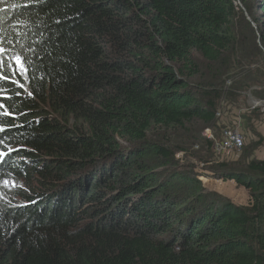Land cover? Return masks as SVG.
Segmentation results:
<instances>
[{
	"label": "trees",
	"instance_id": "1",
	"mask_svg": "<svg viewBox=\"0 0 264 264\" xmlns=\"http://www.w3.org/2000/svg\"><path fill=\"white\" fill-rule=\"evenodd\" d=\"M252 23L264 50V0H0V264H264V160L219 165L236 206L166 136L218 137Z\"/></svg>",
	"mask_w": 264,
	"mask_h": 264
},
{
	"label": "rangeland",
	"instance_id": "2",
	"mask_svg": "<svg viewBox=\"0 0 264 264\" xmlns=\"http://www.w3.org/2000/svg\"><path fill=\"white\" fill-rule=\"evenodd\" d=\"M260 17V13L258 15ZM247 19H251L247 16ZM254 28V35L247 29H242L241 40L242 42L246 40L248 48L251 50L248 52L250 55H254V62L258 65L245 64L243 68L245 73L241 71L240 68L234 73V78L236 80H241L245 74L253 75L257 78L254 83L248 82L247 87L243 88L240 92V97L238 102L221 104L218 111L222 112V122L220 123V133L217 138L223 139L224 132H227L231 127L232 130L239 128L237 125L238 120L242 125L240 128V133L243 134L245 138L244 147L234 153L226 152L220 153L217 146H210L206 142V134L208 129H203L198 127L194 129V136H199L200 141L197 143L193 140V132L185 133L183 131H167L166 136L173 143L176 149V162L180 171L182 172H192L196 175L202 182L203 186L211 193H216L219 196L229 200L236 206L246 207L250 204V195L246 187L239 185L235 180H226L223 177L222 171H217L219 165H226L227 167H234L235 164L241 162L246 154V151L253 150V155L251 159L264 160V143H262L259 138H256L250 130L249 125L253 124L254 129L262 135L263 132L259 131L264 126V113L261 111L252 110L251 103L255 100L264 101V50H262L259 38L260 34L258 28L252 23ZM256 45L260 49V53L256 51ZM21 69V68H20ZM247 72V73H246ZM231 85V82H227L226 86ZM258 93L260 98L256 95ZM251 123V124H250ZM263 125V126H262ZM258 128V130H257ZM264 138V137H263ZM256 146V148L254 147ZM9 183V180H4L0 182V206L4 203V193L10 185H17ZM21 188H24V183L20 182ZM0 208V216H1Z\"/></svg>",
	"mask_w": 264,
	"mask_h": 264
},
{
	"label": "built area",
	"instance_id": "3",
	"mask_svg": "<svg viewBox=\"0 0 264 264\" xmlns=\"http://www.w3.org/2000/svg\"><path fill=\"white\" fill-rule=\"evenodd\" d=\"M236 5H238V2H235ZM252 106V110H256L259 111V109L261 108V111L264 113V101H259V100H255L251 103ZM222 112H218L217 113V118L219 119L220 122H222ZM218 121V126H220V123ZM238 123L236 126H238L239 128L232 130V127L227 131L224 132L223 134V139L220 140L219 138H217V136L214 134V132L210 129L207 130V134L206 137L209 141L213 142V145L218 148V151L222 154V153H226L229 152V154L237 152L239 150H241L244 145H245V138L243 137V134H241L240 132V128H241V124H240V120H238ZM237 150V151H236Z\"/></svg>",
	"mask_w": 264,
	"mask_h": 264
},
{
	"label": "crops",
	"instance_id": "4",
	"mask_svg": "<svg viewBox=\"0 0 264 264\" xmlns=\"http://www.w3.org/2000/svg\"><path fill=\"white\" fill-rule=\"evenodd\" d=\"M262 126H263V125H262ZM257 130H258V128H257ZM259 131H262V132H263L262 136L264 137V126H263L262 129H260Z\"/></svg>",
	"mask_w": 264,
	"mask_h": 264
},
{
	"label": "snow or ice",
	"instance_id": "5",
	"mask_svg": "<svg viewBox=\"0 0 264 264\" xmlns=\"http://www.w3.org/2000/svg\"><path fill=\"white\" fill-rule=\"evenodd\" d=\"M15 59L17 60L18 63H20V58L19 57H16ZM21 87H23V86L21 85Z\"/></svg>",
	"mask_w": 264,
	"mask_h": 264
},
{
	"label": "bare ground",
	"instance_id": "6",
	"mask_svg": "<svg viewBox=\"0 0 264 264\" xmlns=\"http://www.w3.org/2000/svg\"><path fill=\"white\" fill-rule=\"evenodd\" d=\"M218 112H219V111H218ZM218 112H217V113H218Z\"/></svg>",
	"mask_w": 264,
	"mask_h": 264
}]
</instances>
